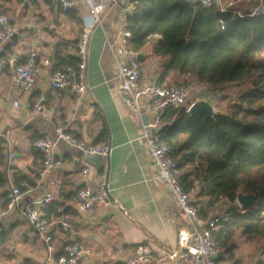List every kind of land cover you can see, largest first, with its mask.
Returning <instances> with one entry per match:
<instances>
[{"label": "crops", "instance_id": "0c3cea01", "mask_svg": "<svg viewBox=\"0 0 264 264\" xmlns=\"http://www.w3.org/2000/svg\"><path fill=\"white\" fill-rule=\"evenodd\" d=\"M121 11L120 3L110 6L104 11L101 23L92 30L86 66L88 91L83 95L67 89L51 93L49 79L54 71L55 55L61 54L67 61L76 62V41L87 18L86 7L78 2L75 8L62 11L54 0H32L31 4L23 0H0V13L16 27L12 43L0 46V60H12L10 64L0 63V130L7 131L12 153L8 157L7 149L3 148L5 166L0 171L7 180L0 185V212L6 208L14 178L37 182L41 154L33 141L43 135L54 136L58 122H68L69 131L86 142L111 146L107 162L95 167L64 141L57 143L54 169L39 187L24 193L18 205L0 214V264H56L67 241L90 249V254L78 264H123L133 256L135 247L145 242L153 248L149 264H186L170 260L165 254L166 250L176 248L177 232L187 228L189 221L175 209L165 190L153 178L154 167L142 132L145 121L152 120L154 114L145 110L147 103L143 100L145 112L137 115L117 94V67L127 58L116 39ZM158 39L155 35L149 37L141 51L145 62L150 60L147 68L140 61L142 83L156 76L158 67L150 55ZM32 51L36 54L35 84L30 93H25L15 81L12 63L23 62ZM173 82L175 78L171 74L162 83ZM38 93H44L45 100L41 110L34 112L30 109V99ZM190 98V101L207 99L208 94L205 88L194 85ZM216 99L211 100L213 106ZM14 101H18L16 106ZM83 168H87L84 175ZM50 180H55L54 186L49 185ZM101 181L106 184L108 203L90 215L80 213L74 202L76 191L83 184L94 186ZM50 189L55 198L42 207L43 213L47 212L48 219L55 221L49 204L58 203L73 229L66 232L58 222L52 223L54 249L51 259L45 261L48 257L45 244L22 216L21 207ZM198 191L199 185H196L190 192V199L195 197L191 201L197 207L201 204ZM235 205L239 207L237 202L221 199L207 217L228 212ZM228 262L216 259V264Z\"/></svg>", "mask_w": 264, "mask_h": 264}, {"label": "trees", "instance_id": "16d2710c", "mask_svg": "<svg viewBox=\"0 0 264 264\" xmlns=\"http://www.w3.org/2000/svg\"><path fill=\"white\" fill-rule=\"evenodd\" d=\"M131 2L129 46L140 52L149 37L160 36L150 55L158 67L155 82L162 83L173 74L176 84L210 91L230 84L236 87L227 110L207 116L191 115L185 105L168 108L161 113L158 128L177 162L182 187L189 191L202 176L197 193L201 204L196 206L200 216L207 217L221 199L234 203L239 192L255 195L251 207L233 206L228 219L212 230L222 249L218 258L233 260L232 239L237 231L252 241L264 237V15L247 14L249 5H238L242 15H236L182 0ZM145 58L139 61L147 68L150 60ZM54 59V70L76 63L61 54ZM220 98L229 100L227 95ZM2 166L5 156L0 147ZM6 180L0 171V185ZM23 180L13 179L15 185ZM57 204H49L55 216ZM45 216L49 218L47 212ZM259 263L264 264V258Z\"/></svg>", "mask_w": 264, "mask_h": 264}, {"label": "built area", "instance_id": "2783aa9c", "mask_svg": "<svg viewBox=\"0 0 264 264\" xmlns=\"http://www.w3.org/2000/svg\"><path fill=\"white\" fill-rule=\"evenodd\" d=\"M62 11H68L76 7L78 2L83 3L87 10V18L81 26L79 37L76 41V63L67 65L64 69L52 71L49 79L50 92L56 93L61 89H67L78 95H83L88 91L86 82V66L88 59V44L94 27L101 23L104 11L112 5L121 4L122 11L118 21L117 38L127 58L118 64L117 75L119 83L117 94L120 100L127 105L137 115H142L143 100L147 103L145 110L154 114L152 120L147 121L143 126L142 137L146 143L150 161L154 167L153 178L160 185L172 201L176 210L184 213L189 221L187 228H181L177 232L176 248L165 254L168 259L173 261H182L186 264H216V259L221 255L222 249L212 235V230L220 221L228 219L229 212L216 213L208 217L200 216L196 205L190 199L196 185H200L202 176L196 179L190 190L186 191L177 179V162L170 155V148L166 142L160 139L158 128L160 127V115L168 108L186 106L189 107L196 100L190 101V85L179 83H157L154 80L141 82V63L137 58L135 51L128 44L131 36L127 29V16L134 9L131 0H54ZM192 4H199L202 7L213 6L220 12H232L236 15H242L238 9V3H249V15H264V0H182ZM25 4H31L32 0H23ZM222 22V21H221ZM16 27L9 18L0 13V46L3 43H12ZM158 38L159 35H155ZM35 52L28 54L27 58L14 65L15 81L20 89L25 93H30L35 84ZM10 58L1 59L0 63L10 64ZM204 88V87H203ZM209 101L218 97L217 91L206 89ZM45 100L44 93H38L30 99V109L34 112L40 111ZM199 100V99H197ZM16 106L18 101H14ZM213 105V104H212ZM214 107V106H213ZM214 110L216 111L215 107ZM59 141H64L70 147L79 151L82 155L85 153L99 154L100 164L107 162L111 146L102 142H86L83 139L73 135L69 131L68 122H58L55 127L54 136L43 135L33 141L34 147L41 154L40 168L37 173V182L35 184L28 180H23L19 184L10 185L7 205L0 214H5L7 209L15 207L22 200L24 193L39 187L40 183L54 169L56 165V146ZM0 147L7 149L8 157H12L7 141V131L0 130ZM87 173V168L82 169V174ZM55 180H50L49 185L54 186ZM55 198L54 192L45 190L41 196L32 199L21 207V214L25 220L36 231L39 238L44 242L48 257L50 260L52 245V235L50 227L53 222H58L61 230L70 231L73 225L63 214V207L58 206L56 211L58 215L55 221L48 219L42 211V207ZM108 192L105 182L91 186L83 184L78 188L74 196L76 209L84 214L90 215L97 208L108 203ZM236 202V201H235ZM239 205V204H238ZM239 207H241L239 205ZM90 254V249L78 244L75 241H67L62 246L61 253L57 256L56 264H78L86 255ZM153 255V248L150 243H140L135 247L134 254L123 264H149ZM261 264V263H256Z\"/></svg>", "mask_w": 264, "mask_h": 264}, {"label": "rangeland", "instance_id": "374dc122", "mask_svg": "<svg viewBox=\"0 0 264 264\" xmlns=\"http://www.w3.org/2000/svg\"><path fill=\"white\" fill-rule=\"evenodd\" d=\"M238 5L248 6L250 4L245 2L238 3ZM220 92L222 94H218L220 96L219 99L217 98L214 107L216 111H225L228 109L230 101L233 100L235 97L236 87L234 84H230ZM223 95H227L229 100H222V98L220 97H222ZM191 199L192 201H194L195 197H191ZM232 241L235 243L236 248L233 252V260H229L228 263L233 264L235 261H237L236 264H254L259 263V260L264 258V237L252 241L248 240L244 235L237 231Z\"/></svg>", "mask_w": 264, "mask_h": 264}, {"label": "water", "instance_id": "95a60500", "mask_svg": "<svg viewBox=\"0 0 264 264\" xmlns=\"http://www.w3.org/2000/svg\"><path fill=\"white\" fill-rule=\"evenodd\" d=\"M142 55V52L137 53V58H140ZM13 66L15 62L12 63ZM218 111L214 110L213 105L204 99L196 100L194 103L191 104L189 107L188 113L191 115H199L204 114L207 116H211ZM147 121H145L146 123ZM83 158L85 161L91 163L95 167L100 166L101 157L99 154H92V153H85L83 155ZM255 195L251 193H242L239 192L236 195L235 201L241 206V207H251L254 201Z\"/></svg>", "mask_w": 264, "mask_h": 264}]
</instances>
